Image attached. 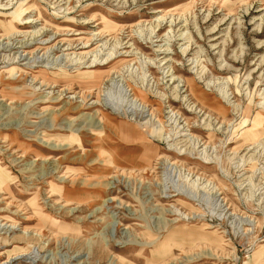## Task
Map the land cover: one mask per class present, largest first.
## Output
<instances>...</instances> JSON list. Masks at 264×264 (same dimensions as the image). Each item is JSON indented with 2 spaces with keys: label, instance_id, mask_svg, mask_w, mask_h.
Instances as JSON below:
<instances>
[{
  "label": "rangeland",
  "instance_id": "obj_1",
  "mask_svg": "<svg viewBox=\"0 0 264 264\" xmlns=\"http://www.w3.org/2000/svg\"><path fill=\"white\" fill-rule=\"evenodd\" d=\"M0 264H264V0H0Z\"/></svg>",
  "mask_w": 264,
  "mask_h": 264
},
{
  "label": "bare ground",
  "instance_id": "obj_2",
  "mask_svg": "<svg viewBox=\"0 0 264 264\" xmlns=\"http://www.w3.org/2000/svg\"><path fill=\"white\" fill-rule=\"evenodd\" d=\"M47 43H49V42H47ZM24 46H26L25 48H27V44L26 45H24ZM69 46H72L70 43H69ZM28 47H31L30 45L28 46ZM91 47V45H88V43H85L84 44V46L80 49V50H87V49H89ZM100 54V53H99ZM84 56V55H83ZM167 60V59H166ZM95 62V61H94ZM97 66H94V68H96ZM15 68V67H14ZM92 67H90L89 69H91ZM36 80V79H35ZM192 85V84H191ZM92 89V88H91ZM132 92H133V96H134V93H135V91H133L132 90ZM104 135H106L107 137L110 135L108 132H106V133H104ZM101 136V135H100ZM143 170V169H142ZM106 187H107V185H106ZM111 200H113V199H111Z\"/></svg>",
  "mask_w": 264,
  "mask_h": 264
}]
</instances>
